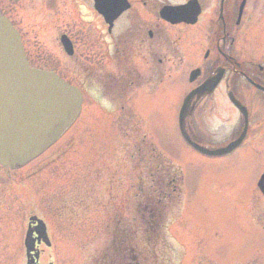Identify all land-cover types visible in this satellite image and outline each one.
<instances>
[{
	"label": "rangeland",
	"instance_id": "374dc122",
	"mask_svg": "<svg viewBox=\"0 0 264 264\" xmlns=\"http://www.w3.org/2000/svg\"><path fill=\"white\" fill-rule=\"evenodd\" d=\"M19 16L31 64L50 67L53 52L64 58L32 28L29 11ZM183 80L139 92L135 113L112 98L105 112L93 92L46 152L19 170L0 165V264H26L31 215L45 222L52 243L41 246L40 264H111L116 238L129 245L135 238L141 248L153 237L138 226L146 205L143 217L156 213L161 227L160 255L141 254L149 264H264V199L256 183L264 153H250V145L206 156L187 145L177 128Z\"/></svg>",
	"mask_w": 264,
	"mask_h": 264
},
{
	"label": "flooded vegetation",
	"instance_id": "af4514ba",
	"mask_svg": "<svg viewBox=\"0 0 264 264\" xmlns=\"http://www.w3.org/2000/svg\"><path fill=\"white\" fill-rule=\"evenodd\" d=\"M0 10L22 42L28 37L19 15H33L32 28L64 58L53 52L50 67L30 64L79 87L84 101L97 92L104 110L112 98L134 111L139 92L184 78L182 105L189 92L211 83L191 100L190 137L212 149L241 138L232 153L250 145V153H264V0H0Z\"/></svg>",
	"mask_w": 264,
	"mask_h": 264
},
{
	"label": "water",
	"instance_id": "95a60500",
	"mask_svg": "<svg viewBox=\"0 0 264 264\" xmlns=\"http://www.w3.org/2000/svg\"><path fill=\"white\" fill-rule=\"evenodd\" d=\"M209 86L187 96L179 126L188 143L206 154L216 155L222 153H211L217 151L195 143L186 131L194 94L204 95ZM81 103L79 89L53 72L29 67L18 32L0 13V162L18 168L36 158L72 125ZM31 222L38 224L30 226L26 233L27 264H36L39 258L36 241L43 240L47 245L50 241L44 222L36 216L31 217ZM34 232L37 238H33Z\"/></svg>",
	"mask_w": 264,
	"mask_h": 264
},
{
	"label": "trees",
	"instance_id": "16d2710c",
	"mask_svg": "<svg viewBox=\"0 0 264 264\" xmlns=\"http://www.w3.org/2000/svg\"><path fill=\"white\" fill-rule=\"evenodd\" d=\"M139 220L144 224V226L139 224L138 226H140L145 232L144 234L146 235L145 238H147V235H152L153 237H151L149 242L143 243L141 248L139 247L137 248L138 245L135 238L133 239V242L130 245L127 243V240H125L124 237L116 238L115 246L117 250L116 253H114L113 256L110 257L111 264H149L148 259L147 261L142 259L141 254L150 251L160 255L157 249L158 247L157 239L158 236L159 237L161 236L160 233L161 227L158 220H154L153 222H150V220H144L143 218H140Z\"/></svg>",
	"mask_w": 264,
	"mask_h": 264
}]
</instances>
